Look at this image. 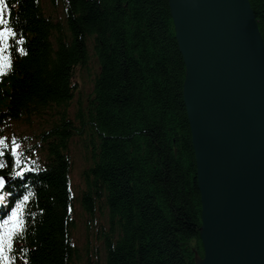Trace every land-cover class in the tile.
<instances>
[{"label":"trees","instance_id":"1","mask_svg":"<svg viewBox=\"0 0 264 264\" xmlns=\"http://www.w3.org/2000/svg\"><path fill=\"white\" fill-rule=\"evenodd\" d=\"M47 1L61 7L57 16ZM47 1L7 0L6 26L17 36L7 41L12 66L0 80V136L49 108L60 114L40 134L44 166L4 190L8 202L30 190L14 264H72L77 254L69 177L76 133L90 141L80 205L90 218L98 208L108 214L106 264H193L195 251L202 255L201 204L182 97L185 66L167 0ZM249 2L264 43V0ZM88 41L99 70L70 117L74 69L86 63ZM0 163V174H11L8 151Z\"/></svg>","mask_w":264,"mask_h":264},{"label":"water","instance_id":"2","mask_svg":"<svg viewBox=\"0 0 264 264\" xmlns=\"http://www.w3.org/2000/svg\"><path fill=\"white\" fill-rule=\"evenodd\" d=\"M200 194L195 264H264V43L249 0H167Z\"/></svg>","mask_w":264,"mask_h":264},{"label":"rangeland","instance_id":"3","mask_svg":"<svg viewBox=\"0 0 264 264\" xmlns=\"http://www.w3.org/2000/svg\"><path fill=\"white\" fill-rule=\"evenodd\" d=\"M52 9H49V8ZM48 11L53 15L57 16L61 11V7L59 9H55L49 5L47 1ZM88 58L84 66H77L74 69V81L76 91L74 93V97L70 101L67 112L70 117L73 116L77 102L79 99L85 100L87 95L91 92L93 87V77L99 70V65L97 59L92 50V46L90 41H88ZM60 118V114L57 116L55 113H50L48 115H44L43 117L39 116V118L32 117V123L29 125L24 121L21 123L14 122L9 125L7 130L5 131V140L4 144L7 145V149L12 150V142L13 138H15V143L19 145L17 149V153L24 149L25 143L32 139L35 135L38 139L40 138L41 129L44 127L48 128V125L51 124L52 121H56ZM80 137H82L80 135ZM74 136L71 138L69 143V156L71 157L72 169H71V190L73 193V198L76 199L79 195L80 191L85 187V169L90 165V160L86 155L88 151L86 150V146L90 147V141L87 139V136H83L82 138ZM85 142V143H84ZM74 227L72 230V243L77 248V257L73 259L72 264H106V250L104 247V239L102 240L99 236L101 233L97 232V229L92 227H87V215L86 212L82 209L80 203L75 200L74 208ZM94 219L100 224L103 225L107 230L109 228L108 224V214L106 209H97L94 213ZM98 239V240H97ZM90 248L89 253L92 254L91 262H88L87 259V249ZM98 250V254L94 255L92 250ZM198 252L195 251V254Z\"/></svg>","mask_w":264,"mask_h":264},{"label":"snow or ice","instance_id":"4","mask_svg":"<svg viewBox=\"0 0 264 264\" xmlns=\"http://www.w3.org/2000/svg\"><path fill=\"white\" fill-rule=\"evenodd\" d=\"M7 7L5 0H0V74H3L7 69L12 66L11 52L5 54V49H9L11 45L7 41L17 36V32L12 27H5L4 25L8 23L4 19L3 9ZM23 40L22 34L19 37ZM19 41L13 40V43H18ZM19 52H23L24 49L20 47L17 49ZM6 138H0V145L3 144ZM19 145L15 143V138L12 142V152L14 155L17 154V149ZM0 155H3V151L0 150ZM4 165L0 163V168ZM25 169L21 167L16 173L17 175H22ZM6 181L3 175H0V188H3ZM30 199L28 193H25L22 199H17L15 201V206L11 207L10 213L0 218V264H10L9 252L13 248L14 237L24 231L26 224L24 217L28 215L24 211L25 202ZM34 215V213H31Z\"/></svg>","mask_w":264,"mask_h":264},{"label":"bare ground","instance_id":"5","mask_svg":"<svg viewBox=\"0 0 264 264\" xmlns=\"http://www.w3.org/2000/svg\"><path fill=\"white\" fill-rule=\"evenodd\" d=\"M183 84V83H182ZM88 96V95H87ZM87 98V97H86ZM47 112H49V113H56L57 111H56V109H48L47 110ZM39 116H41V117H43L44 116V114L43 115H41V114H39V115H35V116H33V117H35V118H39ZM3 128V127H2ZM78 134L76 133L75 134V136H77ZM38 144H39V146H40V148L41 149H43V147H44V143H42V141H40V140H38ZM194 153V152H193ZM87 156H88V158H90V154H86ZM42 171H37L36 172V174H38V173H41ZM11 175H12V177H13V179H18V176L15 174V171H14V164H12V169H11ZM19 179H21V178H19ZM23 184V183H22ZM18 199V198H17ZM2 206H3V203L1 204ZM5 208V207H4ZM103 233H101L99 236L101 237V239L103 240V235H102ZM198 236H199V230H198ZM98 240V239H97ZM104 247H105V245H104ZM106 250V249H105ZM202 254H203V251H202ZM199 256H200V254H198ZM74 257H76V256H74ZM193 264H195V254H194V256H193Z\"/></svg>","mask_w":264,"mask_h":264}]
</instances>
